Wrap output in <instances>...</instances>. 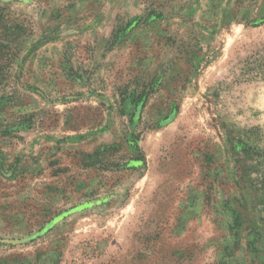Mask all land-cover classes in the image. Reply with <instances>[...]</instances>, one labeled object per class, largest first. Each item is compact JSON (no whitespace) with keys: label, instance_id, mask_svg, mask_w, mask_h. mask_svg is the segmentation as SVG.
I'll list each match as a JSON object with an SVG mask.
<instances>
[{"label":"rangeland","instance_id":"rangeland-1","mask_svg":"<svg viewBox=\"0 0 264 264\" xmlns=\"http://www.w3.org/2000/svg\"><path fill=\"white\" fill-rule=\"evenodd\" d=\"M0 264H264V0H0Z\"/></svg>","mask_w":264,"mask_h":264}]
</instances>
